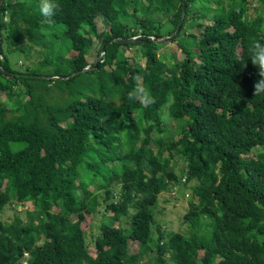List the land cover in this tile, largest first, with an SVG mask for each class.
I'll use <instances>...</instances> for the list:
<instances>
[{
	"label": "trees",
	"instance_id": "1",
	"mask_svg": "<svg viewBox=\"0 0 264 264\" xmlns=\"http://www.w3.org/2000/svg\"><path fill=\"white\" fill-rule=\"evenodd\" d=\"M56 3L51 22L39 0L0 9V264H264V0H187L169 56L184 0ZM183 186L178 229L157 209Z\"/></svg>",
	"mask_w": 264,
	"mask_h": 264
},
{
	"label": "rangeland",
	"instance_id": "2",
	"mask_svg": "<svg viewBox=\"0 0 264 264\" xmlns=\"http://www.w3.org/2000/svg\"><path fill=\"white\" fill-rule=\"evenodd\" d=\"M258 4V2H255V5H257ZM251 15L252 16H256V12H255V10H251ZM260 13H261V15H263L264 16V10H262V11H260ZM159 18V20L161 21V23L163 24V26H162V31L165 33V34H169V31L172 29V25H171V23H169L168 22V17H166V15H162L161 17H157V19ZM97 21H98V29H99V31L101 32V31H103V30H106V29H108V26H107V24H106V22H105V19H104V17L103 16H99L98 17V19H97ZM85 29H86V27H85ZM141 35H137V38L138 37H140ZM166 36H169V35H166ZM176 37V36H175ZM174 37V38H175ZM173 38V39H174ZM173 39H171V40H168V41H165V42H162V43H166V45L164 46V47H162L158 52L160 53V54H166V56H169V55H172V54H179L180 53V49H179V47H177V44H176V42L175 41H172ZM161 43V42H160ZM122 50L123 51H126V54L128 55V56H130L131 58H135L133 55H132V53H133V50L131 49V48H127L126 46H122ZM103 55V53L101 52V53H99L98 52V50H97V47L96 48H94V50H93V52H92V54L89 56V58L91 59V61H95L96 60V62L97 61H99V59H100V56H102ZM41 57V55H39V56H37V57H34L33 59H32V62H36V61H38V58H40ZM140 60H141V62L144 64V62H145V59H144V57H141V58H139ZM133 61V60H132ZM21 63V62H20ZM164 119L167 121V123H169V125L170 126H172V127H174L173 125H174V121L173 120H171L170 119V116L168 115V114H165V116H164ZM172 123H173V125H172ZM183 165L185 164V162L184 161H182L181 162ZM187 189H190L189 187H182L181 188V190L179 191V193L177 194V196H178V199L182 202L180 205H177V207L175 208V210L172 208L173 206H175V202H174V200H173V198H171V196H170V194L171 195H173L174 193H171V191L170 192H165L163 195H162V197H161V201H160V205L158 206V209L157 210H160V209H162V205H165L166 206V210H165V215H166V217L168 218V219H171V217H173L172 219H171V221L173 222V223H175L176 222V220L177 219H179L180 217H181V215H183V213H184V209L185 208H187V206H186V204L187 203H189V199L188 198H185V191L187 190ZM189 193H191V192H189ZM163 198H168L170 201H169V204H165L164 202H163ZM30 207H32V204H31V202H26V205H21V204H18L17 205V211H23L25 208H30ZM8 215H11V212H9L8 213V211H6L5 213H4V215H3V217L4 218H7L8 217ZM162 216L163 215H159V218H162ZM100 218H98V219H93L92 217H91V215H87V219L82 223V226H83V228L86 230V237H87V241H89V243H90V248H91V250L94 252V246H93V244H92V241H93V239H92V237H93V235L94 234H96V233H98L99 232V227L97 226V224H96V221L97 220H99ZM180 222H181V218H180ZM176 225H174L173 227H177L178 229H183L184 228V226L181 224V223H175ZM172 227V228H173ZM135 245L136 244H134L133 246L135 247ZM138 246V245H137ZM152 255H149V256H147L146 258H145V260H150V261H152ZM170 264H175V263H173V262H171Z\"/></svg>",
	"mask_w": 264,
	"mask_h": 264
},
{
	"label": "clouds",
	"instance_id": "3",
	"mask_svg": "<svg viewBox=\"0 0 264 264\" xmlns=\"http://www.w3.org/2000/svg\"><path fill=\"white\" fill-rule=\"evenodd\" d=\"M58 5L56 0H39V12L42 16L50 18L54 15ZM252 65L258 70V74L261 77L254 84V95L264 94V42L259 40L252 41L249 48ZM137 94L140 96V100L143 104H150L153 102V97L150 91L143 87H137L133 92H129V98H134Z\"/></svg>",
	"mask_w": 264,
	"mask_h": 264
},
{
	"label": "water",
	"instance_id": "4",
	"mask_svg": "<svg viewBox=\"0 0 264 264\" xmlns=\"http://www.w3.org/2000/svg\"><path fill=\"white\" fill-rule=\"evenodd\" d=\"M3 2H4V0H0V9H1V6H2V4H3ZM187 0H184V7H183V15H182V19H181V22H180V24H179V26H178V28L176 29V31H174V33L172 34V35H169V36H165V37H162V38H160L159 40H157L158 42H165V41H168V40H171V39H173L179 32H180V29H181V27H182V23H183V20H184V17H185V15H186V6H187ZM1 37V36H0ZM114 41H123V42H134V41H137V38H115V39H113V40H111V41H109L108 43H107V45L109 44V43H111V42H114ZM106 45V46H107ZM106 46L103 48V50H102V53L104 54V52H105V48H106ZM101 57L102 56H100V59H99V61H98V63L96 64V65H90V66H88V67H84V68H82V69H80L78 72H83V71H86V70H91V69H93L94 67H97L98 66V64H99V62H101ZM74 74H76V73H74ZM63 78H65V76H63Z\"/></svg>",
	"mask_w": 264,
	"mask_h": 264
},
{
	"label": "built area",
	"instance_id": "5",
	"mask_svg": "<svg viewBox=\"0 0 264 264\" xmlns=\"http://www.w3.org/2000/svg\"><path fill=\"white\" fill-rule=\"evenodd\" d=\"M135 38H137V36H135Z\"/></svg>",
	"mask_w": 264,
	"mask_h": 264
}]
</instances>
